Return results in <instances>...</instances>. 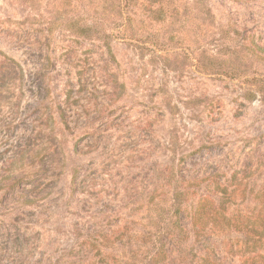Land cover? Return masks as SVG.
<instances>
[{"label": "rangeland", "instance_id": "374dc122", "mask_svg": "<svg viewBox=\"0 0 264 264\" xmlns=\"http://www.w3.org/2000/svg\"><path fill=\"white\" fill-rule=\"evenodd\" d=\"M223 215L264 216V0H0V264L264 251Z\"/></svg>", "mask_w": 264, "mask_h": 264}, {"label": "trees", "instance_id": "16d2710c", "mask_svg": "<svg viewBox=\"0 0 264 264\" xmlns=\"http://www.w3.org/2000/svg\"><path fill=\"white\" fill-rule=\"evenodd\" d=\"M63 119V118H62ZM178 199H179V204L178 207H176L175 211L176 213L180 212V204L184 201L185 199V195L182 192H179L178 195ZM236 216L233 217V219H230L229 217H225V215H223V220L225 222H228V224H230L231 222H233V226L238 230V231H242L243 233H245V236L252 240V242H260L261 240H264V216L263 215H258L255 218L252 219V217L250 216H246L245 218H243L242 216H240V218H236ZM179 218V215H177V219ZM194 222L196 221L197 224V220L196 218H193ZM180 222V221H178ZM205 225L203 224L202 226V231L200 229V234L202 232L203 234V227ZM178 232L180 234V236H183L185 234V229L178 225ZM246 245H249V243H245ZM245 247V245H244ZM247 251V250H246ZM255 256L252 257H246L241 264H264V251H260L259 249L256 250L255 252Z\"/></svg>", "mask_w": 264, "mask_h": 264}]
</instances>
